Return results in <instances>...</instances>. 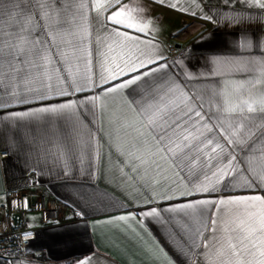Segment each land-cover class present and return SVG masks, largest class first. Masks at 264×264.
Returning a JSON list of instances; mask_svg holds the SVG:
<instances>
[{
  "label": "snow or ice",
  "instance_id": "snow-or-ice-1",
  "mask_svg": "<svg viewBox=\"0 0 264 264\" xmlns=\"http://www.w3.org/2000/svg\"><path fill=\"white\" fill-rule=\"evenodd\" d=\"M153 2L165 4L166 0ZM204 4L205 0H191L189 7H184L175 0L167 6L197 16L198 12L190 9L203 12ZM91 11L108 33L98 38L106 47V74L100 75L99 83L88 74L91 51L83 54ZM199 18L224 29L220 37L209 34L206 38L217 43L195 62L190 55L169 63L162 51H157L159 23L149 15L143 0H0V108L44 100L53 93L84 91L89 84L101 87L105 95L126 94L120 119L121 128L128 133L124 152L131 171L142 172L150 186H167V191L158 194L172 199V185L179 191L181 181L187 185L181 191L185 196L215 193L237 184L264 188V0H219ZM225 71L241 78L207 83ZM97 98L85 97L90 102ZM76 105L73 101L0 113L8 118L0 120V141L8 145L4 157L23 144L37 156L43 144L45 155L50 156L56 133L50 132L47 124L39 126L26 118L61 113ZM57 146H62L65 156L79 158L81 163L85 155L78 153H85L91 163L90 143L84 148L66 133ZM59 158L58 152L55 159ZM24 159L27 163L28 154ZM60 174L67 175L62 170ZM13 204L20 206L18 201ZM217 205L221 215H210L209 206ZM22 206L29 208L26 197ZM168 210L183 214L174 226L191 235L190 250L210 247L206 242L196 244L207 229L217 245L211 254L220 264H264V196L195 199L171 205ZM143 215L159 217L160 213L153 207L146 208ZM221 225L222 234L217 235ZM69 231L70 226L61 229L57 242L71 243L65 238ZM35 235L26 232L22 237L27 242ZM23 251L19 250L20 255ZM11 255L13 259L0 256V260L21 264L20 255ZM77 264L91 262L84 259Z\"/></svg>",
  "mask_w": 264,
  "mask_h": 264
},
{
  "label": "crops",
  "instance_id": "crops-1",
  "mask_svg": "<svg viewBox=\"0 0 264 264\" xmlns=\"http://www.w3.org/2000/svg\"><path fill=\"white\" fill-rule=\"evenodd\" d=\"M129 2L130 0H125V3ZM172 2L175 0H166L165 4L143 0L149 15L159 23L157 51H162L169 63L173 59L179 60L190 55L195 62L199 56L208 54V50L217 43L208 42V35L220 37L224 31L212 21L199 18L207 13L208 7L215 8L219 0H205L203 12L192 7L190 10L197 11V16L168 7L167 4ZM179 2L184 7L191 4V0ZM95 16V11L88 13L90 35L86 36L83 54L87 56L89 50L91 51L88 74L99 83L100 75L105 73L106 61L103 53L106 47L98 42V38L103 39L108 33L103 32V27L94 19ZM198 25L202 27L199 29ZM167 41L175 47L179 46L176 47L174 56L169 54ZM80 71H84V68L81 67ZM240 78L239 74L225 71L207 83ZM108 86L110 85H104ZM85 97L98 98L90 102ZM127 99L126 94L105 95L101 87H92L89 84L84 91L73 93L69 90L66 95L53 93L44 100L34 99L26 105L14 103L8 108H0V113H4L77 102L72 110L26 118L39 126L47 124L48 130L56 133L50 156L45 155L43 144L40 146L39 156L28 144H23L19 150L13 149L7 158L0 157V201H4L5 194L11 190L38 188L56 201L61 218L59 224L38 227L35 240L20 257L21 264H28L29 261L31 264H77L84 259H89L91 264H220L219 259L211 254L217 247L213 233L204 229L196 240L197 245L206 242L209 248L200 246L190 250L191 235L185 229L174 226L175 221L183 214L171 212L169 207L195 199L264 196V188L248 189L239 184L235 187H221L215 193L185 196L181 195V191L187 188L184 181L180 182L179 191L172 185V191L175 192L172 199L158 194L167 191V186L163 189L159 185L150 186L142 172L137 174L131 171V161L124 152L128 133L121 128L120 119ZM7 119V116H0V120ZM66 133L76 138L84 148L89 143L92 145L91 163L85 153H78V156L85 155L84 163L79 158L64 155L62 146L57 145ZM6 147L8 145L0 141V155ZM58 152L60 158L55 159ZM25 154H28L27 163ZM61 170L67 175L60 174ZM166 174L173 175L171 172ZM153 207L159 211V217L143 215L146 208ZM220 207L209 206L210 215L220 216ZM81 210L84 215L74 214V211ZM223 212L226 214L227 208ZM121 216L128 218L120 220ZM30 223L38 226L37 217L30 216ZM65 226H70L65 238L72 240L67 244L57 242V234ZM220 234L222 225L217 235Z\"/></svg>",
  "mask_w": 264,
  "mask_h": 264
},
{
  "label": "built area",
  "instance_id": "built-area-1",
  "mask_svg": "<svg viewBox=\"0 0 264 264\" xmlns=\"http://www.w3.org/2000/svg\"><path fill=\"white\" fill-rule=\"evenodd\" d=\"M198 26L199 29L202 27V25ZM167 44L169 54L174 56L175 45L170 41H167ZM0 157L4 158V155L1 154ZM25 197L29 201L28 209L22 206ZM13 201L20 202V206L14 205ZM30 216L37 217L38 226L30 223ZM57 220H61L58 204L45 191L38 188H27L7 192L4 201H0V256H4L5 260L13 259L11 254L20 255V249H23V254H25L35 237L25 242L22 234L26 232L36 234L38 227L54 224ZM1 262L4 260H0Z\"/></svg>",
  "mask_w": 264,
  "mask_h": 264
},
{
  "label": "trees",
  "instance_id": "trees-1",
  "mask_svg": "<svg viewBox=\"0 0 264 264\" xmlns=\"http://www.w3.org/2000/svg\"><path fill=\"white\" fill-rule=\"evenodd\" d=\"M0 264H5V262H1Z\"/></svg>",
  "mask_w": 264,
  "mask_h": 264
}]
</instances>
